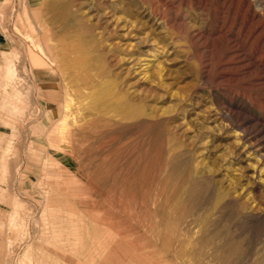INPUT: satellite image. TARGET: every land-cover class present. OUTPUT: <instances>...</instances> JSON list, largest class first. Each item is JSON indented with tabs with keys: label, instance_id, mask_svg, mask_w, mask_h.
Returning <instances> with one entry per match:
<instances>
[{
	"label": "rangeland",
	"instance_id": "374dc122",
	"mask_svg": "<svg viewBox=\"0 0 264 264\" xmlns=\"http://www.w3.org/2000/svg\"><path fill=\"white\" fill-rule=\"evenodd\" d=\"M0 264H264V0H0Z\"/></svg>",
	"mask_w": 264,
	"mask_h": 264
},
{
	"label": "bare ground",
	"instance_id": "6f19581e",
	"mask_svg": "<svg viewBox=\"0 0 264 264\" xmlns=\"http://www.w3.org/2000/svg\"><path fill=\"white\" fill-rule=\"evenodd\" d=\"M35 70H37V69H35ZM45 70V71H44ZM50 71V70H49ZM48 71V69H43V72H36V74H35V77L36 78H42V79H45V78H48V77H50L49 75H50V72ZM53 99V98H52ZM78 103V102H77ZM247 120V119H246ZM235 137V136H234ZM68 149H69V147H68Z\"/></svg>",
	"mask_w": 264,
	"mask_h": 264
}]
</instances>
